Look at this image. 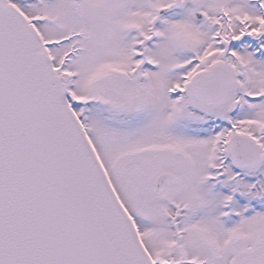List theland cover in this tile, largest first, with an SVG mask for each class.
I'll list each match as a JSON object with an SVG mask.
<instances>
[{
    "label": "snow or ice",
    "instance_id": "obj_1",
    "mask_svg": "<svg viewBox=\"0 0 264 264\" xmlns=\"http://www.w3.org/2000/svg\"><path fill=\"white\" fill-rule=\"evenodd\" d=\"M0 264H264V0H0Z\"/></svg>",
    "mask_w": 264,
    "mask_h": 264
}]
</instances>
